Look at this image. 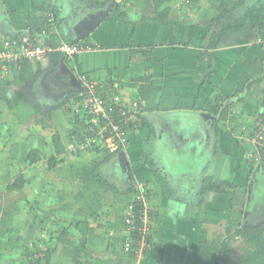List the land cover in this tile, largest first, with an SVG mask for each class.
<instances>
[{
    "label": "crops",
    "instance_id": "obj_1",
    "mask_svg": "<svg viewBox=\"0 0 264 264\" xmlns=\"http://www.w3.org/2000/svg\"><path fill=\"white\" fill-rule=\"evenodd\" d=\"M217 2L0 0V40L40 30L51 12L57 38L92 47L74 57L27 61V80L22 67L0 78V116L34 114L31 125H39L13 138L12 152L22 151V185L8 187L16 177L6 175L2 182L9 183L0 185V230L20 233L23 222L14 216L26 199L44 220L40 228H49L46 244L34 242L29 264H226L214 244L249 223L255 210L246 203L264 174V155L259 161L247 155L255 148L254 124L264 116V28L249 22L207 47L204 20L215 16ZM71 73L77 81L83 75L119 80L123 95L140 101L124 150L68 151L71 132L79 128L76 118L64 115L63 101L78 87ZM213 92L227 104L226 117L215 125L203 101ZM51 119L60 123L54 131ZM205 179L219 191L205 190ZM137 182L147 186L152 227V246L140 259L123 246L124 209ZM8 198L17 204L12 212L4 208ZM4 251L0 264L21 263L13 250Z\"/></svg>",
    "mask_w": 264,
    "mask_h": 264
},
{
    "label": "built area",
    "instance_id": "obj_2",
    "mask_svg": "<svg viewBox=\"0 0 264 264\" xmlns=\"http://www.w3.org/2000/svg\"><path fill=\"white\" fill-rule=\"evenodd\" d=\"M125 4L128 0H114ZM200 0H180L182 5H191ZM54 15L49 12L47 24L40 30H26L0 40V78L10 67L20 68L24 61L39 62L50 54L74 57L92 47L80 41L57 38ZM264 41V40H263ZM79 85L72 94L71 113L79 122V128L71 132L67 149L70 153L92 150L108 154L126 148L130 131L139 114L141 103L122 93L119 80L103 81L97 77L81 76ZM255 148L248 158L259 161L264 155V116L257 120L251 131ZM149 194L143 182H137L130 200L127 201L123 224L128 231L124 248L135 258H143L152 246L149 212Z\"/></svg>",
    "mask_w": 264,
    "mask_h": 264
},
{
    "label": "trees",
    "instance_id": "obj_3",
    "mask_svg": "<svg viewBox=\"0 0 264 264\" xmlns=\"http://www.w3.org/2000/svg\"><path fill=\"white\" fill-rule=\"evenodd\" d=\"M245 2L246 0H218L215 16L204 20L208 26L207 31L210 34L207 47L219 46L228 32L237 31L246 23L250 22L255 26H259L260 29L264 28V0L247 4V6ZM235 14L236 16L233 17ZM20 68L21 79L27 80L30 78L32 72L30 71L29 63L27 61L22 62ZM25 69L29 70L26 71ZM72 94H69L63 101L65 110L71 111ZM3 100L4 98L0 95V103ZM222 100L223 97L218 92H213L210 97L203 100L208 107V111L214 116L212 125L226 117L227 104L222 106ZM47 115H50V112H47ZM44 125L47 126L48 123L44 121ZM53 139L57 140L55 142L56 148L62 151L57 134L54 133ZM26 157L34 159L31 153H28ZM53 165H55V162H53ZM22 183L23 180L20 178V181H14L8 187H20ZM204 183L205 190L219 191L218 186L211 179H205ZM214 249L219 252L220 258L226 264H264V220L255 225L240 223V226L225 236L220 244L218 242L215 243ZM37 259L38 257L34 258V260ZM33 263L31 262V264Z\"/></svg>",
    "mask_w": 264,
    "mask_h": 264
},
{
    "label": "rangeland",
    "instance_id": "obj_4",
    "mask_svg": "<svg viewBox=\"0 0 264 264\" xmlns=\"http://www.w3.org/2000/svg\"><path fill=\"white\" fill-rule=\"evenodd\" d=\"M259 1H263V0H251V2L253 3L259 2ZM48 104L49 105L47 104L46 105L49 106L50 108L55 106L54 103H48ZM36 109L37 107L35 108V110L32 109V111H34L35 113ZM26 110L27 109H23L24 111L23 113H26V112L28 113V111ZM2 114L3 115L0 116V119H1L0 121V174H2V176H0L1 178L0 185L3 184L2 186L6 188L9 181L2 182L3 176L6 175L7 177H11V179L12 178L14 179L16 177L15 181H20V178L17 176L22 170V167H20V164H19V162H21L22 160V156H21L22 151L20 149L21 152H18L19 150L15 153L12 152L13 138H15L14 142H16L17 137L21 138V136L28 135L31 129H33L34 131V129L38 128L39 125L38 126L34 124L31 125L33 121L32 117L34 114H31V115L23 114V116L19 120L16 118H10L9 120L6 118L4 113ZM36 115L42 116V111H40V113H37ZM64 115L67 121L69 120L71 121V119L74 117L71 111H68V110L64 111ZM3 116H4V119H3ZM50 121L52 125V131H54L60 123L58 122L56 123L54 119H51ZM66 125L69 126L68 123ZM35 133L37 135L39 132L35 131ZM263 175H264L263 172H261V174L259 175L261 179L258 181L259 188L258 186L255 187L254 189L255 195L253 194V196L251 197V194H252L251 192L249 201L246 203V205L248 206L250 210V213H251V210H255L254 213L252 214L253 216H251V220H249V223H248L249 225H254L258 222H261L264 219V176ZM14 194H15V197H17L19 195V192L15 190ZM7 196L9 197L10 195H7ZM6 200L4 201L5 211L7 210V212H12L16 208L17 204H12L11 198H8V201ZM26 200H24V202L21 203V206H17L23 210L22 213L16 214L14 216L16 220H21V222H23L18 227L21 229V230L19 229L20 233L18 234V231L14 229V227H7L5 229L3 228L0 230V250L1 252L5 250L4 251L5 254H10L13 250V254H14L13 256L16 258V260L18 261L20 260L21 262V263L19 262L20 264H29L30 262L29 259L36 256L34 253V242H36L37 244L40 243V246L43 243L46 244L45 237L48 238V234H49L48 233L49 228H45L46 229L45 231L44 229L40 228L41 223H44V220L35 215L34 210H32L33 204L29 203ZM257 209L259 211L258 214L256 212ZM6 216L8 217V215ZM33 216H35V218ZM51 232L53 231H50V233ZM18 235H19V239H17L16 237Z\"/></svg>",
    "mask_w": 264,
    "mask_h": 264
},
{
    "label": "water",
    "instance_id": "obj_5",
    "mask_svg": "<svg viewBox=\"0 0 264 264\" xmlns=\"http://www.w3.org/2000/svg\"><path fill=\"white\" fill-rule=\"evenodd\" d=\"M71 75H72V78H74L73 80H74V85L75 86H78L79 84H78V81L75 79V77L73 76V74L71 73Z\"/></svg>",
    "mask_w": 264,
    "mask_h": 264
}]
</instances>
